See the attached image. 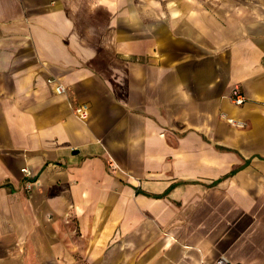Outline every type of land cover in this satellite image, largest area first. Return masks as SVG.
<instances>
[{
    "label": "crops",
    "instance_id": "obj_1",
    "mask_svg": "<svg viewBox=\"0 0 264 264\" xmlns=\"http://www.w3.org/2000/svg\"><path fill=\"white\" fill-rule=\"evenodd\" d=\"M220 256L264 264V0H0V264Z\"/></svg>",
    "mask_w": 264,
    "mask_h": 264
},
{
    "label": "built area",
    "instance_id": "obj_2",
    "mask_svg": "<svg viewBox=\"0 0 264 264\" xmlns=\"http://www.w3.org/2000/svg\"><path fill=\"white\" fill-rule=\"evenodd\" d=\"M55 92L61 94L65 92V88L61 84H56ZM230 98L235 105H242L247 100L246 95L244 94V92L242 91L239 85L233 86L231 90ZM75 112L80 117H85L87 115V110L83 106L76 107ZM228 121L232 124L235 123L233 119H229ZM22 173L23 176L26 178L22 187L26 192H30L31 190H33V187L35 185V180L30 179L31 171L29 168L27 167L22 168ZM216 264H233V263L226 256H220L216 260Z\"/></svg>",
    "mask_w": 264,
    "mask_h": 264
},
{
    "label": "rangeland",
    "instance_id": "obj_3",
    "mask_svg": "<svg viewBox=\"0 0 264 264\" xmlns=\"http://www.w3.org/2000/svg\"><path fill=\"white\" fill-rule=\"evenodd\" d=\"M22 189H23V187H22ZM33 189H34V187H33ZM24 190V189H23ZM33 190H31L30 192H26L25 190H24V192L25 193H31ZM81 259V258H80ZM82 261V259L81 260H79V262H81Z\"/></svg>",
    "mask_w": 264,
    "mask_h": 264
}]
</instances>
